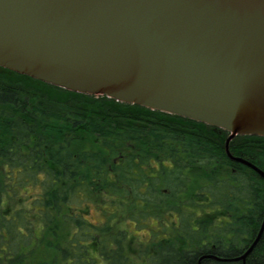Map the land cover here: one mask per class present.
Segmentation results:
<instances>
[{
  "label": "trees",
  "instance_id": "16d2710c",
  "mask_svg": "<svg viewBox=\"0 0 264 264\" xmlns=\"http://www.w3.org/2000/svg\"><path fill=\"white\" fill-rule=\"evenodd\" d=\"M228 135L0 67V264L238 257L262 223L264 180L227 157ZM228 150L264 173V137L235 136ZM89 205L100 221L81 213ZM63 208L79 212L61 216ZM59 215L73 226L64 246L56 234ZM123 220L149 231L134 241L135 253L118 227ZM245 264H264V231Z\"/></svg>",
  "mask_w": 264,
  "mask_h": 264
},
{
  "label": "water",
  "instance_id": "95a60500",
  "mask_svg": "<svg viewBox=\"0 0 264 264\" xmlns=\"http://www.w3.org/2000/svg\"><path fill=\"white\" fill-rule=\"evenodd\" d=\"M0 67L224 130L264 180L228 150L264 137V0H0Z\"/></svg>",
  "mask_w": 264,
  "mask_h": 264
},
{
  "label": "rangeland",
  "instance_id": "374dc122",
  "mask_svg": "<svg viewBox=\"0 0 264 264\" xmlns=\"http://www.w3.org/2000/svg\"><path fill=\"white\" fill-rule=\"evenodd\" d=\"M31 194L33 195V193H31ZM78 210H69V209L63 208L60 215L61 216L62 215H72L73 213L79 212ZM81 213L85 216V218L87 220H89L91 222H98L102 219L97 208L93 205H89L86 208L82 207ZM60 215H59V217H57L58 225H57V229H56V234L58 237L57 238L58 241L61 243V245L64 246L69 235L73 231V226L70 223H68L67 221L64 222L62 220H59ZM118 227L126 230L128 235H129L130 242L128 244H126V248L130 253H135V251L137 249L134 241H139V240L144 241V240H146V238L149 234V231L147 229H137L133 225V223H128L127 221H124V220H123V222H120ZM134 249H135V251H133ZM38 253H39V255H37V256L39 257L42 253V250L39 249Z\"/></svg>",
  "mask_w": 264,
  "mask_h": 264
}]
</instances>
